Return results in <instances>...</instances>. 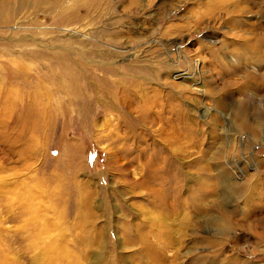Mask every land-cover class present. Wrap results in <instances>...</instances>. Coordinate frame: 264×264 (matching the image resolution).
Returning a JSON list of instances; mask_svg holds the SVG:
<instances>
[{
  "label": "rangeland",
  "instance_id": "obj_1",
  "mask_svg": "<svg viewBox=\"0 0 264 264\" xmlns=\"http://www.w3.org/2000/svg\"><path fill=\"white\" fill-rule=\"evenodd\" d=\"M263 221L264 0H0V264H264Z\"/></svg>",
  "mask_w": 264,
  "mask_h": 264
},
{
  "label": "bare ground",
  "instance_id": "obj_2",
  "mask_svg": "<svg viewBox=\"0 0 264 264\" xmlns=\"http://www.w3.org/2000/svg\"><path fill=\"white\" fill-rule=\"evenodd\" d=\"M238 116H240V112L239 111H237L236 112V119H237V117ZM235 185V184H234ZM237 185V186H236ZM236 185L235 186H233V188H231L232 189V191L233 192H239V191H241V188H240V186L236 183ZM229 187V186H228ZM226 192V191H225ZM222 217V216H221ZM226 216H223L221 219H218L217 221H213V224L214 225H216V226H218V227H220V228H223L224 227V224L226 223ZM230 220V219H229ZM225 221V222H224ZM228 224H229V222H228ZM263 224H264V221H263ZM264 226V225H263ZM225 228V227H224ZM260 239H262L263 240V243H264V234H260Z\"/></svg>",
  "mask_w": 264,
  "mask_h": 264
}]
</instances>
